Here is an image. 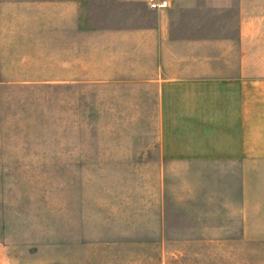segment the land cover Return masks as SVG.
<instances>
[{
	"label": "crops",
	"instance_id": "1",
	"mask_svg": "<svg viewBox=\"0 0 264 264\" xmlns=\"http://www.w3.org/2000/svg\"><path fill=\"white\" fill-rule=\"evenodd\" d=\"M162 1L0 0V51L58 49L84 67L60 82L107 88L84 162L139 164L140 254L264 264V0Z\"/></svg>",
	"mask_w": 264,
	"mask_h": 264
},
{
	"label": "rangeland",
	"instance_id": "2",
	"mask_svg": "<svg viewBox=\"0 0 264 264\" xmlns=\"http://www.w3.org/2000/svg\"><path fill=\"white\" fill-rule=\"evenodd\" d=\"M19 47L0 51V264H156L130 241L139 164L84 162L114 134L92 129L107 88L60 82L84 67L58 49Z\"/></svg>",
	"mask_w": 264,
	"mask_h": 264
},
{
	"label": "built area",
	"instance_id": "3",
	"mask_svg": "<svg viewBox=\"0 0 264 264\" xmlns=\"http://www.w3.org/2000/svg\"><path fill=\"white\" fill-rule=\"evenodd\" d=\"M167 5H168V2L166 0H163L161 3H153L152 4L153 7H160V6L165 7Z\"/></svg>",
	"mask_w": 264,
	"mask_h": 264
}]
</instances>
